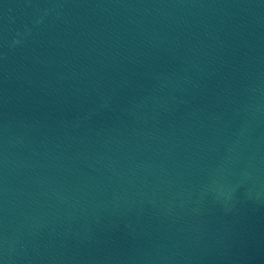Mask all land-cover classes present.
<instances>
[{
    "label": "water",
    "instance_id": "95a60500",
    "mask_svg": "<svg viewBox=\"0 0 264 264\" xmlns=\"http://www.w3.org/2000/svg\"><path fill=\"white\" fill-rule=\"evenodd\" d=\"M0 264H264V0H0Z\"/></svg>",
    "mask_w": 264,
    "mask_h": 264
}]
</instances>
